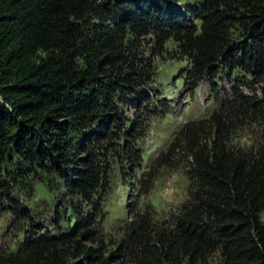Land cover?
I'll return each mask as SVG.
<instances>
[{"label": "trees", "instance_id": "obj_1", "mask_svg": "<svg viewBox=\"0 0 264 264\" xmlns=\"http://www.w3.org/2000/svg\"><path fill=\"white\" fill-rule=\"evenodd\" d=\"M173 2L0 0V215L28 234L14 252L0 249V264H62L71 251L83 264L127 255L133 264H264V131L248 151L228 143L241 120L264 129V0ZM148 36L177 44L193 87L205 77L214 85L222 69L233 92L168 147L188 159L186 198L169 226L151 229L138 215L105 256L78 238L93 237L110 159H137L129 142L152 112L151 61L140 51ZM52 176L79 201L55 216L57 234L34 227L21 201Z\"/></svg>", "mask_w": 264, "mask_h": 264}, {"label": "rangeland", "instance_id": "obj_2", "mask_svg": "<svg viewBox=\"0 0 264 264\" xmlns=\"http://www.w3.org/2000/svg\"><path fill=\"white\" fill-rule=\"evenodd\" d=\"M199 1L175 0L172 7L184 10L195 7ZM154 39L148 36L140 48L142 57L151 61L148 97L152 100V112L139 131L141 138L129 142L137 150V159L130 161L122 154L110 159V181L101 200V215L92 226L93 237L90 240L78 238L82 246L99 248L105 256L123 244L130 223L138 215L151 229L161 230L169 226L170 219L178 214L186 198L185 167L188 159L185 150L178 148L166 155L168 147L186 123L207 119L213 110L232 97V77H228L226 71L220 69L214 85L205 77L193 87V81L188 77L191 62L177 44L170 39L160 46ZM241 90L250 94L245 87ZM256 93L259 94L258 88ZM125 113L130 119L135 117L132 109ZM263 131L260 123L241 120L229 136V146L247 151L253 149L259 144ZM77 200L70 197L53 176L35 182L29 196L21 198L22 205L34 217V227L39 226L52 234L58 232L53 224L55 216H62L64 209L71 216V206L79 202ZM83 208L84 212L90 210L86 205ZM260 216L264 222V211ZM68 224L67 218L62 217L59 226L65 230ZM27 235L11 223L10 214L0 215L1 250L14 252ZM84 255L77 256L71 251L62 258V264H83ZM119 263L133 264L128 255L111 264Z\"/></svg>", "mask_w": 264, "mask_h": 264}]
</instances>
